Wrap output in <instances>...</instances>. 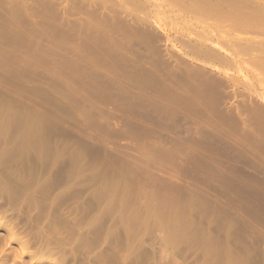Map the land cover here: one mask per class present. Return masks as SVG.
Returning <instances> with one entry per match:
<instances>
[{
    "label": "rangeland",
    "instance_id": "374dc122",
    "mask_svg": "<svg viewBox=\"0 0 264 264\" xmlns=\"http://www.w3.org/2000/svg\"><path fill=\"white\" fill-rule=\"evenodd\" d=\"M65 1L0 0V107L5 105L9 110L40 121H36V124L41 129L50 155L43 161L39 154H36L39 155L37 157L35 154L31 156H35L37 161L30 159V155L18 156V153L14 154L22 161L14 154L9 156L10 159H5L9 160L7 163L1 159L0 264H264V34L257 29L244 31L240 26L229 24H222V27L210 10L190 11L177 0L169 3L166 2L169 0H154L160 6L158 15L145 24L138 21L145 18V13L137 12L134 6L123 4L122 0H113V3L111 0L63 3ZM232 1L240 3L238 0ZM255 1L249 2L253 5ZM246 2L242 3L241 0L239 5H251ZM82 6L88 7L89 14L83 16L87 12H84L86 8L82 10ZM76 9L82 13L78 15ZM111 13L118 17L121 15L123 20L126 15L128 26V22L137 28L139 24V28L151 34L150 37L154 34L153 37L159 39H154V43L151 39V48L155 51L145 52L146 60L150 58L147 61L149 65L147 62L135 63L130 56L127 39L132 34L127 31L128 27L106 25ZM95 15L100 16L102 22L104 18L101 17H107L103 25H100L102 22L99 19V27L90 22ZM66 21L68 24H65ZM82 25H85L84 28ZM63 26H67V32ZM104 26L107 31V27L111 28L110 31L107 32ZM117 29L124 37L119 35ZM203 38L214 44L205 43ZM79 42L83 43L79 45ZM64 44L68 49L64 48ZM215 44L219 47H215ZM120 45L125 47L121 49ZM197 45L218 52L227 59L228 66L204 56L202 58V55L197 59ZM241 45L242 50L239 49ZM244 46L247 47L246 51ZM222 49L231 55L225 54ZM127 61L133 63V67L129 63L127 65ZM151 61L158 63L152 64ZM143 70H147L149 76ZM190 86L194 92L190 90L188 94ZM182 88L187 89L186 93ZM174 122L178 123L172 125ZM249 123L253 126H249ZM171 125L178 128L172 129ZM259 129L263 134L257 131ZM258 138L263 141L259 142ZM2 142L1 150L8 148L12 153L14 147L12 144L10 146L11 142L7 141L8 145ZM8 150L4 152L6 155L9 154ZM28 160L34 163L29 164ZM113 179L121 189L129 191L126 190V196L120 194L125 198L128 196L127 204L122 208L128 209L127 213L120 206L115 209L117 206L107 204V210L105 208L108 197L99 191ZM123 184L128 188L122 187ZM161 198L165 199L162 200L164 203L160 201ZM171 201L174 207L169 204L172 207L170 210L167 202ZM159 207L163 210L168 207L163 214L168 212L166 216L170 218H163L168 223L163 220L162 226V219L161 222L157 220L162 214ZM169 211L180 213L181 216H176L179 221L173 214L172 219ZM121 212L123 216L126 213L128 218L132 216L140 222L142 220L138 218H144L147 213V223H133L137 229L132 223L128 224L134 220L127 216L124 219ZM133 214H137L136 217ZM155 219L158 223L153 221ZM180 220L183 221L182 225ZM170 221L176 225L180 222L178 227L185 223L187 232L185 229H182L183 232L177 230V227L175 232L174 225L170 235ZM67 227L75 229L72 231L69 228L71 233L68 234ZM131 228L135 234L131 233ZM178 231L184 236L177 235ZM129 232L131 234L128 235ZM91 233L99 238L93 236L94 240ZM172 233L176 234L175 240ZM208 242L212 245L208 248L212 251L210 253ZM221 260L224 261L221 263Z\"/></svg>",
    "mask_w": 264,
    "mask_h": 264
},
{
    "label": "bare ground",
    "instance_id": "6f19581e",
    "mask_svg": "<svg viewBox=\"0 0 264 264\" xmlns=\"http://www.w3.org/2000/svg\"><path fill=\"white\" fill-rule=\"evenodd\" d=\"M61 2H62V0H60ZM74 2V0H66L65 2H63V3H66V2ZM83 1V0H82ZM82 1H80V2H82ZM103 1V0H102ZM113 0H111V2H112ZM141 1V0H140ZM139 0H122V2H123V4H125V3H127V4H130V6L132 5V6H134V8L136 9V11L137 12H144L145 14H144V17L145 18H143V19H140V20H138L139 21V23L141 22V24H143V22H144V24L147 22H149V21H152L153 20V18H154V16L156 15H158L157 14V11H158V9H159V5L157 4V3H155V1L154 0H145V2L142 0L141 2H140ZM171 0H169V1H166V2H170ZM175 0H173V2H174ZM240 3H241V0H238ZM245 0H242V3L244 2ZM249 1H252V0H247V2H249ZM255 1V0H254ZM86 2V1H85ZM84 2V3H85ZM97 2V1H96ZM110 2V1H109ZM114 2V1H113ZM112 2V3H113ZM143 2V3H142ZM172 2V1H171ZM176 2H178L180 5H182V6H186L185 8H187V9H189L190 11H193L194 10V12L195 11H200V12H206V11H208V10H210V12H211V15L214 17V18H216L220 23H221V26H222V24H229L230 26L232 25V26H235V27H238L239 28V26L244 30V31H250V30H252V29H257L259 32H261L262 34H264V0H257V1H255V3L252 5V2H249V5L250 6H241V5H239L240 3H236L235 1H232V0H177ZM246 2V3H247ZM100 3V2H99ZM104 3V2H103ZM107 3V2H106ZM246 3H245V5H246ZM44 4V3H43ZM89 4H93V3H89ZM94 4H95V2H94ZM98 4V3H97ZM97 4H95V5H97ZM108 4V3H107ZM167 4V3H166ZM248 4V3H247ZM46 5V4H45ZM45 5H43L44 7H45ZM67 5H69L68 3H67ZM66 5V6H67ZM83 5V4H82ZM101 5V4H100ZM114 5V4H113ZM112 5V6H113ZM168 5H170V4H168ZM42 6V8H44ZM70 6V5H69ZM73 6V5H72ZM81 6V5H80ZM79 6V7H80ZM85 6V5H84ZM88 6V5H87ZM93 6V5H92ZM115 6V5H114ZM129 6V5H128ZM47 7V6H46ZM68 7V6H67ZM78 7V6H77ZM76 7V8H77ZM83 7V6H82ZM82 7H81V9H82ZM101 7H102V5H101ZM107 7V6H106ZM109 7V6H108ZM118 7V6H117ZM71 8H74V7H71ZM70 8V9H71ZM84 8H86L85 9V11L84 12H87V8L88 7H83V9L82 10H84ZM94 8V7H93ZM96 8V7H95ZM99 8V7H98ZM97 8V9H98ZM103 8V7H102ZM101 8V9H102ZM132 8V7H131ZM177 8V7H176ZM183 8V7H182ZM46 9V8H45ZM45 9H43V10H45ZM69 9V8H68ZM68 9H67V11H68ZM69 9V10H70ZM90 9V8H89ZM88 9V10H89ZM100 9V8H99ZM100 9V10H101ZM107 9V8H106ZM108 9H110V8H108ZM112 9V8H111ZM115 9V8H114ZM124 9V8H123ZM134 9V10H135ZM186 9V10H187ZM77 10V9H76ZM82 10H80L79 9V11H82ZM118 10H120V9H118ZM125 10V9H124ZM160 10H161V8H160ZM163 10V9H162ZM161 10V11H162ZM107 11V10H106ZM127 11V10H126ZM97 12H100L99 10L97 11ZM112 12V11H111ZM114 12H116L117 13V11L115 10ZM113 12V13H114ZM142 12V13H143ZM163 12H164V10H163ZM170 12V11H169ZM69 13H70V11H69ZM82 12H78V10H77V14L79 15V14H81ZM166 13H168V12H166ZM165 13V14H166ZM187 13H189L188 11H187ZM86 14H89L88 12L87 13H85L83 16H85ZM112 14V13H111ZM118 14V13H117ZM120 14H122V13H120ZM119 14V15H120ZM130 14V13H129ZM191 14V13H190ZM205 15H207L206 13H205ZM82 16V15H81ZM96 16V15H95ZM95 16H93V17H95ZM123 16V15H122ZM126 16V15H125ZM125 16H123L124 17V20L123 19H121L120 17H121V15H120V17H118V16H116V14H112V16L110 17V19H109V17L107 18L108 20H106V22H105V17H101L102 19L104 18V22L106 23V25L108 26L109 25V23L111 24V27H112V25L114 26V28L116 27V28H118L117 26H119L120 25V27H122V26H125L126 28H127V31H131L130 33L133 35H131V36H129L128 37V35H127V37H128V39L127 40H129L128 41V48L127 49H129V51L131 52V54H130V56H132L133 57V59H134V62L135 63H142V64H145L144 62H147L148 60H150V58L148 59V60H146L147 58H146V55H145V52H148V51H150V50H152V52H153V48H151V39L153 40V43H154V39H158V38H154L153 36H154V34L150 37V35H149V33L144 29H142V25H140V27L141 28H139V24H138V28L137 27H134V26H132V25H130L131 23L130 22H128V24H129V26L127 25V19H126V17ZM202 16V15H201ZM89 17H90V15H89ZM97 17V16H96ZM95 17V19H91L90 18V20H92V21H90V22H94L95 23V25L97 26V27H99V24H97L98 23V21L100 20V16H99V18L97 17L96 18ZM134 17V16H133ZM136 17V16H135ZM169 17V16H168ZM184 17V16H183ZM204 17V16H203ZM212 17V18H213ZM89 19V18H88ZM97 19H99V20H97ZM126 19V20H125ZM133 18H131V20H132ZM97 20V21H96ZM134 20V19H133ZM190 20V19H189ZM79 21H81V20H79ZM125 21V22H124ZM197 21V20H196ZM195 21V22H196ZM65 22V21H64ZM74 22V21H73ZM73 22H71V24L73 23ZM82 22V21H81ZM100 22H102L101 20H100ZM99 22V23H100ZM104 22H102V23H100V25L102 24H104ZM136 22H137V20H136ZM47 23V22H46ZM49 23V22H48ZM75 23V22H74ZM93 23V24H94ZM132 23H135L134 21H132ZM203 23V22H202ZM45 24V23H44ZM65 24H68V22L66 21V23ZM64 24V25H65ZM70 24V23H69ZM199 24V23H198ZM206 24V23H205ZM204 24V25H205ZM47 25V24H46ZM73 25V24H72ZM74 25H76V27L78 26V24L77 23H75ZM81 25V24H80ZM87 25V24H86ZM95 25H93V26H95ZM134 25V24H133ZM135 25H137L136 23H135ZM149 25V24H148ZM203 25V26H204ZM48 27L49 26H51V25H47ZM59 27H61L60 25H58ZM84 26L85 25H82L81 27H83L84 28ZM92 26V27H93ZM106 26V27H107ZM132 26V27H131ZM201 26V25H200ZM59 27H58V29H59ZM87 27V26H86ZM89 27V26H88ZM143 27H145V26H143ZM149 27V26H148ZM188 27V26H187ZM210 27V26H209ZM223 27V26H222ZM226 27V26H225ZM55 28V27H54ZM57 28V27H56ZM62 28V27H61ZM63 28L65 29V28H67V26H63ZM68 28H70V29H73L72 27H68ZM78 28V27H77ZM108 28V31H110L109 29H111V28H109V27H107ZM146 28V27H145ZM206 28V27H205ZM57 29V30H58ZM75 29V28H74ZM88 29V28H87ZM92 29V28H91ZM94 29H96L95 27H94ZM101 29V28H100ZM104 29H106L105 28V26H104ZM104 29L102 30V31H104ZM125 29V28H124ZM123 29V30H124ZM152 29H153V27H152ZM183 29V28H182ZM207 29V28H206ZM62 30V29H61ZM66 30V29H65ZM79 30V29H78ZM83 30V29H82ZM81 30V31H82ZM85 30V29H84ZM121 30V29H120ZM155 30V29H154ZM208 30V29H207ZM229 30V29H228ZM54 31V30H53ZM75 31V30H74ZM80 31V32H81ZM89 31V30H88ZM87 31V32H88ZM92 31V30H91ZM106 31H107V29H106ZM105 31V32H106ZM107 31V32H108ZM113 31V30H112ZM117 31L119 32V29H117ZM150 31V30H149ZM231 31V30H230ZM66 32H67V30H66ZM116 32V31H115ZM114 32V33H115ZM126 32V31H125ZM152 32V31H151ZM155 32V31H154ZM153 32V33H154ZM233 32V31H232ZM65 33V32H64ZM123 33V32H122ZM157 33V32H156ZM60 34V33H59ZM109 34V33H108ZM112 33H110V35H111ZM179 34V33H178ZM182 34V33H181ZM234 34H235V32H234ZM238 34V33H237ZM58 35V34H57ZM68 35V34H67ZM73 35V34H72ZM76 35V34H75ZM80 35V34H79ZM85 35L86 34H84L83 36L85 37ZM93 35V34H92ZM97 35V34H96ZM109 35V36H110ZM115 34H113V36H114ZM117 35V34H116ZM119 35H121L120 34V32H119ZM125 35V34H124ZM242 35V34H241ZM63 36V35H62ZM61 36V37H62ZM77 36V35H76ZM90 36V35H89ZM95 36V35H94ZM100 36V35H99ZM98 36V37H99ZM107 36V35H106ZM108 36V37H109ZM121 36H123V34L121 35ZM202 36V35H201ZM235 36V35H234ZM74 37V36H73ZM80 37H82V36H80ZM97 37V38H98ZM111 37H112V35H111ZM124 37V36H123ZM155 37H158V35L157 36H155ZM65 38V40H67V38H66V36L64 37ZM86 38H88L87 36H86ZM85 38V39H86ZM92 38V37H91ZM112 38H114V37H112ZM120 38V37H119ZM63 39V38H62ZM61 39V40H62ZM81 39V38H80ZM82 39H84L83 37H82ZM115 39V38H114ZM121 39V38H120ZM123 39V38H122ZM125 39V38H124ZM123 39V40H124ZM164 39V38H163ZM167 39V38H166ZM199 39V38H198ZM74 40V39H73ZM111 40H113V39H111ZM117 40V39H116ZM159 40V39H158ZM174 40V39H173ZM200 40V39H199ZM72 41V39L71 40H69V42H71ZM87 41H88V39H87ZM90 41V40H89ZM93 41H94V39H93ZM99 41V40H98ZM97 41V42H98ZM104 41V40H103ZM102 41V42H103ZM125 42H127L126 40H124ZM202 41H206V42H209V41H207V39L206 38H203V40ZM210 41H211V39H210ZM218 41V40H217ZM62 42H63V40H62ZM75 42V41H74ZM83 42H86L85 40H83ZM82 42V43H83ZM91 42V41H90ZM89 42V43H90ZM113 42V41H112ZM122 42V41H121ZM205 42V43H206ZM223 42V41H222ZM245 42V41H244ZM255 42V41H254ZM64 43V42H63ZM76 43V42H75ZM81 42H79V45H81L80 44ZM88 43V42H87ZM86 43V44H87ZM105 43V42H104ZM120 43V42H119ZM200 43V42H199ZM210 44H214L213 42H209ZM248 43V42H247ZM74 44V43H73ZM86 44H84V46H86ZM94 44H96V43H94ZM97 44H99V43H97ZM101 44V43H100ZM106 44V43H105ZM105 44H104V46H105ZM115 44V43H114ZM124 44V43H123ZM155 44H157V43H155ZM249 44V43H248ZM75 45V44H74ZM88 45V44H87ZM89 45H92V43H90ZM125 45V44H124ZM191 45H193V44H191ZM190 45V46H191ZM195 45H196V43H195ZM222 45V44H221ZM250 45H252V44H250ZM67 46V45H66ZM93 46V45H92ZM117 46V45H116ZM118 46H119V44H118ZM121 46V45H120ZM155 46V45H154ZM153 46V47H154ZM218 45H216L215 44V47H217ZM78 47V46H77ZM77 47H75V48H77ZM95 47V46H94ZM98 47V46H97ZM96 47V49H98ZM102 48V46H99V48ZM122 47H125V46H121V47H119V48H121L122 49ZM219 47V46H218ZM226 47V46H225ZM242 45H241V47L239 48V49H241L242 50ZM245 47V46H244ZM64 48H66V49H68L67 47H65V44H64ZM64 48H62V49H64ZM70 48V47H69ZM78 48H80V47H78ZM84 48H86V47H84ZM89 48V50H91L92 48H90V47H88ZM188 48H189V44H188ZM246 48L247 47H245V51H246ZM108 49V48H107ZM194 49V48H193ZM193 49L191 50L192 52H194L193 51ZM238 49V50H239ZM70 50H72L71 48H70ZM79 51H80V49H78ZM77 50V51H78ZM82 50V49H81ZM86 50H88L87 48H86ZM105 50V49H104ZM220 50V49H219ZM237 50V51H238ZM84 51H85V49H84ZM107 51H109V50H107ZM111 51V50H110ZM123 51V50H122ZM155 51V50H154ZM157 51V50H156ZM190 51V53H192ZM195 51L198 53L197 54V59H199L200 57H199V55H202V58H204V57H207V59L209 58V59H211V61H213V60H215V61H217V62H222V64L223 63H229V62H227V59H225L223 56H221V55H219L218 54V52H216V51H213V50H211L210 48H207V47H205L204 45H197V46H195ZM76 52V51H75ZM82 52H83V50H82ZM126 52H128V51H126ZM158 52V51H157ZM196 52L194 53V54H192V55H194L193 57H195V54H196ZM222 52H224L225 54H227V55H229L228 54V52H226L225 50H223L222 49ZM240 52V51H239ZM248 52V51H247ZM114 53H116V52H114ZM151 53V52H150ZM155 53V52H154ZM242 53V52H241ZM246 53V52H245ZM245 53H243V54H245ZM157 54V53H156ZM243 54H240V55H243ZM117 55V54H116ZM147 55H149V54H147ZM231 55V54H230ZM229 55V56H230ZM149 56H151V55H149ZM152 56H153V54H152ZM156 56V55H155ZM204 56V57H203ZM225 56V55H224ZM119 58H120V56H119ZM122 58V57H121ZM120 58V59H121ZM151 58H153V57H151ZM156 58V57H155ZM155 58H153V59H155ZM158 59H159V57H158ZM163 58H161V59H159V60H162ZM192 59V58H191ZM119 60V59H118ZM158 60V61H159ZM201 60V59H200ZM120 62H124V61H121V60H119ZM163 61V60H162ZM179 61V60H178ZM195 61V60H194ZM211 61H208V62H211ZM233 61V60H232ZM130 62V61H129ZM128 61L126 62L127 63V65H128V63H129ZM169 62V61H168ZM167 62V63H168ZM191 62H192V60H191ZM151 63H152V61H151ZM150 63V64H151ZM153 63H158L157 61L156 62H153ZM152 63V64H153ZM171 63V62H170ZM183 63H185V62H183ZM196 63V62H195ZM232 63H234V62H232ZM236 63V62H235ZM264 63V62H263ZM263 63L262 64H260V65H263ZM132 67H133V63L131 64V63H129ZM146 64H148V62L146 63ZM193 64V63H192ZM198 64V63H197ZM200 64V63H199ZM204 64V63H203ZM216 64V63H215ZM149 65V64H148ZM157 65V64H156ZM165 65V64H164ZM189 65V64H188ZM200 65H202V63L200 64ZM220 65H221V63H220ZM237 64H235V66H236ZM158 66H159V64H158ZM163 66V65H162ZM178 66V65H177ZM182 66H184V65H182ZM195 66V65H194ZM222 66V65H221ZM227 66H228V64H227ZM176 67V66H175ZM187 67V66H186ZM190 67H193V66H190ZM208 67V66H207ZM213 67V66H212ZM10 68V67H9ZM150 68H152V67H150ZM160 69H161V66L159 67ZM209 68V67H208ZM211 68V67H210ZM138 69V68H137ZM157 69V68H156ZM159 69V70H160ZM175 69V68H174ZM173 69V70H174ZM184 69H185V66H184ZM190 69V68H189ZM188 69V70H189ZM214 69H216V68H214ZM213 69V70H214ZM260 69V68H259ZM142 70V69H141ZM158 70V69H157ZM156 70V71H157ZM177 70H179L180 71V69L178 68ZM200 70H201V68H200ZM203 70V69H202ZM220 70V69H219ZM143 71H145V70H143ZM147 71V70H146ZM145 71V72H146ZM162 71H164L163 69H162ZM162 71H159V72H161L162 73ZM191 71V70H190ZM168 73H170V74H172L171 72H169V71H167ZM174 72H175V70H174ZM183 71L181 70V73H182ZM189 72V71H188ZM188 72H186V73H188ZM192 72H195V71H193L192 70ZM203 72H204V70H203ZM224 72H226V71H224ZM147 73V72H146ZM156 73H158V71L156 72ZM185 73V74H186ZM205 73V72H204ZM227 73V72H226ZM225 73V74H226ZM167 74V73H166ZM183 74H184V72H183ZM194 75H196L195 73H193ZM208 74V73H207ZM147 75H148V73H147ZM168 76H169V74H167ZM179 75H181L180 73H179ZM192 75V74H191ZM149 76V75H148ZM150 76H151V74H150ZM159 76V75H158ZM162 76H164V73H163V75ZM162 76H160V77H162ZM171 76V75H170ZM174 76V74L171 76V77H169V78H172ZM190 76V75H189ZM197 76H198V74H197ZM196 76V77H197ZM227 76H229V75H227ZM191 77V76H190ZM192 77H195V76H192ZM241 77H243V76H241ZM153 78V77H152ZM156 78V77H155ZM166 78V77H165ZM164 78V79H165ZM168 78V80L170 81V80H172V79H169ZM205 78V77H204ZM154 79V78H153ZM163 79V78H162ZM176 79H177V77H176ZM189 78H187V80H188ZM132 80V79H131ZM134 80H135V78H134ZM175 80V79H174ZM181 80H183V79H181ZM185 80V79H184ZM191 80V79H190ZM210 80V77H209V79H208V81ZM212 80V79H211ZM215 80V79H214ZM217 80H218V78H217ZM223 80V79H222ZM222 80H221V82H222ZM136 81V80H135ZM167 81V80H166ZM168 81V82H169ZM208 81H206V82H208ZM242 81L244 82V80L242 79ZM175 82V81H174ZM179 82H181V81H179ZM184 82V81H183ZM201 82V81H200ZM204 81H202L201 83H203ZM211 82L212 81H210V83H209V85L211 84ZM218 82V81H217ZM220 82V81H219ZM219 82H218V84H219ZM220 82V83H221ZM224 82V81H223ZM223 82H222V84H223ZM170 83V82H169ZM176 84H177V82H175ZM186 83V82H185ZM185 83H180V84H185ZM229 83V82H228ZM207 84V83H206ZM218 84H216V86L218 85ZM246 84V83H245ZM171 85V84H170ZM174 85V84H173ZM202 85V84H201ZM208 85V84H207ZM206 85V86H207ZM208 85V86H209ZM214 85V84H213ZM248 85V84H247ZM246 85V86H247ZM178 86V85H177ZM177 86H176V89H177ZM180 86V85H179ZM183 86V85H182ZM200 86V85H199ZM223 86V85H222ZM249 86V85H248ZM191 87V89H189V90H187V89H185V90H187L188 91V94H189V91L191 90L192 91V89H194L192 86H190ZM189 87V88H190ZM197 87V86H196ZM202 87V86H201ZM213 87V86H212ZM218 87V86H217ZM221 87V86H220ZM165 88V87H164ZM181 88V87H180ZM184 88V87H183ZM183 88H182V90H183ZM198 88V87H197ZM210 88V87H209ZM251 88V87H250ZM208 89V88H207ZM212 89V88H211ZM215 89V88H214ZM213 89V90H214ZM237 89V88H236ZM249 89V88H248ZM247 89V90H248ZM167 90V89H166ZM185 90H183L184 92H185ZM200 90V89H199ZM206 90V89H205ZM216 90V89H215ZM241 90V89H240ZM250 90V89H249ZM164 91H165V89H164ZM179 91H180V89H179ZM197 91V90H196ZM203 92H204V90H202ZM208 91V90H207ZM219 91V90H218ZM253 91V90H252ZM167 92V91H166ZM194 91H192V93H193ZM199 92V91H198ZM211 91L209 90V93H210ZM213 92V91H212ZM172 94V92H169V94ZM186 93V92H185ZM200 93V92H199ZM209 93H207V94H209ZM215 93V92H214ZM239 93V92H238ZM153 94H155V93H153ZM152 94V95H153ZM198 94V93H197ZM205 94V93H204ZM206 94V95H207ZM156 95V94H155ZM192 95V94H191ZM201 95H202V93H201ZM233 95V94H232ZM245 95V94H244ZM175 96H176V93H175ZM178 96H180V95H178ZM186 96H188L189 98H190V96L189 95H186ZM194 96V95H193ZM202 96H205V95H202ZM195 97H197V96H195ZM246 96H243V98H245ZM152 98V97H151ZM154 98V97H153ZM175 98H177V97H175ZM200 98V97H199ZM206 98V97H205ZM205 98H204V100H205ZM238 98H239V94H238ZM247 98V97H246ZM181 99H183V98H181ZM196 99V98H195ZM230 99H231V97H230ZM140 100V99H139ZM147 100V99H146ZM153 100V99H152ZM157 100V99H156ZM232 100V99H231ZM237 100V99H236ZM239 100V99H238ZM69 101V100H68ZM143 101V100H142ZM173 101V100H172ZM176 101V100H175ZM178 101V100H177ZM201 101V100H200ZM146 102V101H145ZM240 102H242V100L240 101ZM239 102V103H240ZM158 103V102H157ZM173 103V102H172ZM202 103V102H201ZM200 103V104H201ZM243 103V102H242ZM4 104H6V103H4ZM10 104V103H9ZM168 104H170V103H168ZM236 104V103H235ZM159 105V104H158ZM243 105H244V103H243ZM246 105V108H247V104H245ZM252 105V104H251ZM4 107H5V105H4ZM3 107V105L0 107V143H3L2 141H4V143L5 144H7L6 142L8 141V143H10V146H11V144H12V146L14 147V150H13V152L12 153H10V151L8 150V148H6L7 150H8V153L9 154H7L6 155V153H4L5 151L7 152V150H5V151H3V149L1 150V148H0V163H1V161H3V160H1V159H8L9 158V156H11V155H13L14 153H18L17 155L18 156H20V155H30L29 157H30V159H32L33 158V160L35 161H37L38 159H36V157L37 156H39L40 155V160H45V159H47V157H49L50 155H49V150H48V148H47V145H46V141H44L45 139L44 138H42V133L40 132V128H39V126H37V124H36V121H38L37 119L36 120H34V119H32V117H30V118H28V117H26L25 115H20V114H22V113H16V112H14V111H12V110H9V109H7L6 107L4 108ZM233 107V106H232ZM232 107H231V110H233L232 109ZM255 107V106H254ZM254 107H253V111H254ZM244 108H245V106H244ZM250 108V107H249ZM262 108V107H261ZM175 109V108H174ZM179 109V108H178ZM259 108H257V110H258ZM230 110V111H231ZM243 110V109H242ZM245 110V109H244ZM184 111V110H183ZM234 111V110H233ZM232 111V112H233ZM241 111V110H240ZM180 112V111H179ZM239 112V111H238ZM242 112V111H241ZM240 112V113H241ZM248 112V111H247ZM257 112V111H256ZM259 112V111H258ZM27 113H29V112H27ZM26 113V114H27ZM169 113V112H168ZM228 113V112H227ZM231 113V112H230ZM235 113V112H234ZM262 113H264L263 111H262ZM180 114V113H179ZM183 114V113H182ZM185 114V113H184ZM245 114H246V111H245ZM249 114V113H248ZM46 115V114H45ZM236 115V114H235ZM243 115V114H242ZM23 116H25V117H23ZM29 116V115H28ZM31 116V115H30ZM33 116V115H32ZM38 116V115H37ZM222 116V115H221ZM42 117V116H41ZM242 117H244V116H242ZM53 118V117H52ZM185 118H186V116H185ZM235 118V116L233 117V119ZM245 118V117H244ZM262 118H264V117H262ZM42 119V118H41ZM40 119V120H41ZM147 119V118H146ZM237 119V118H236ZM259 119H261V118H259ZM43 120V119H42ZM41 120V121H42ZM244 120V119H243ZM258 120V119H257ZM256 120V121H257ZM255 121V120H254ZM38 122H40V121H38ZM48 122V121H47ZM182 122V121H181ZM240 122V121H239ZM157 123V122H156ZM176 123H178V122H176ZM176 123L174 122V124H172V125H176ZM184 123V122H183ZM188 123V122H187ZM244 123V122H243ZM247 122H245V124H246ZM255 123V122H254ZM258 123V122H257ZM159 124V123H158ZM200 124V123H199ZM248 124V123H247ZM250 124V123H249ZM40 125V124H39ZM172 125H171V127H172ZM179 125V124H178ZM54 126V125H53ZM149 126V125H148ZM187 126V125H186ZM249 126H253V125H249ZM52 127V126H51ZM174 127H176V128H178V126H173L172 127V129H174ZM181 127H182V125H181ZM208 127V126H207ZM260 127V126H259ZM264 127V126H263ZM262 127V128H263ZM20 128V129H19ZM201 128V127H200ZM256 128H258V126L256 125ZM18 129H19V132L17 133V131H18ZM50 129V128H49ZM208 129V128H207ZM244 129H246V128H244ZM253 129V128H252ZM177 130V129H176ZM179 130V129H178ZM189 130H191L190 128H189ZM202 130V129H201ZM260 130H262V129H259V130H257V131H260ZM51 131V130H50ZM167 131H169V130H167ZM181 131V130H180ZM204 131V130H203ZM244 131H246V130H244ZM243 131V132H244ZM247 132H249V131H247ZM254 132V131H253ZM252 132V134H254ZM263 132V131H262ZM261 131H260V133H262ZM246 132H244V134H245ZM258 133V132H257ZM264 133V132H263ZM262 133V134H263ZM261 134V135H262ZM247 135V134H246ZM251 135V134H250ZM257 135V134H256ZM255 135V136H256ZM264 135V134H263ZM180 136H181V134H180ZM207 136V135H206ZM175 137V136H174ZM185 137V136H184ZM252 137V136H251ZM261 137V136H260ZM263 137V136H262ZM44 139V140H43ZM238 139V138H237ZM176 140V139H175ZM180 140V139H179ZM240 140H242V139H240ZM258 140H259V138H258ZM214 141V140H213ZM212 141V142H213ZM260 141H263L262 140V138H261V140H259V142ZM177 142V141H176ZM243 142H245V141H242V143ZM237 143H238V141H237ZM241 143V144H242ZM53 144V143H52ZM52 144H50V146L52 145ZM239 144V143H238ZM264 143H262V145H263ZM8 145V144H7ZM49 145V144H48ZM257 145H258V143H257ZM236 146V145H235ZM260 146V145H259ZM264 146V145H263ZM54 147V146H53ZM10 148V147H9ZM5 149V148H4ZM10 149H12V148H10ZM58 151V150H57ZM61 151V150H60ZM56 152V151H55ZM58 153V152H57ZM62 153V152H61ZM36 155V154H39V155H36V157L34 158V157H31V156H33V155ZM70 154H72V153H70ZM15 155V154H14ZM17 155H15L14 157H17ZM56 155V154H55ZM75 156H76V154H74ZM52 156V155H51ZM258 156V155H257ZM29 157H27V158H29ZM56 157V156H55ZM18 158V157H17ZM21 158V157H20ZM20 158H18V159H20ZM25 158V157H24ZM23 158V159H24ZM59 158H61V157H59ZM72 158V157H71ZM70 158V159H71ZM261 158H262V156H261ZM10 159V158H9ZM13 159V158H12ZM26 159V158H25ZM24 159V160H25ZM48 159H50V158H48ZM52 159V158H51ZM260 159V158H259ZM264 159V158H263ZM23 160V161H24ZM53 160V159H52ZM58 160V159H57ZM256 160V159H255ZM9 161V160H8ZM8 161H4L5 163H7ZM21 161H22V158H21ZM26 161V160H25ZM51 161V160H50ZM61 161V160H60ZM78 161V160H77ZM15 162V161H14ZM52 162V161H51ZM50 162V163H51ZM54 162H55V160H54ZM71 162V161H70ZM73 162V161H72ZM12 163V162H11ZM27 163V162H26ZM28 163H29V160H28ZM30 163H34V162H32V160H31V162ZM29 163V164H30ZM46 163V162H45ZM19 164V163H18ZM18 164H17V166H18ZM28 164V165H29ZM36 164V163H35ZM44 164V163H43ZM80 164V163H79ZM40 165V164H39ZM46 165V164H45ZM248 165V164H247ZM7 166H9V165H7ZM47 166H49V165H47ZM10 167V166H9ZM24 167V166H23ZM33 167V166H32ZM32 167H31V169H30V171L32 170ZM55 167V166H54ZM251 167V166H250ZM30 168V167H29ZM28 168V169H29ZM37 168H38V166H37ZM42 168V167H41ZM9 169V168H8ZM12 169V168H11ZM13 169H15V166H14V168ZM12 169V170H13ZM28 169H26V170H28ZM247 169V168H246ZM5 170V169H4ZM17 170V169H16ZM76 170H78V169H76ZM10 171V170H9ZM30 171H28L29 172V175L31 174L30 173ZM42 171V170H41ZM60 171V170H59ZM62 171V170H61ZM12 172V171H11ZM19 172V171H18ZM44 172V171H43ZM26 173V172H25ZM7 174H9V173H7ZM6 174V175H7ZM12 174V173H11ZM10 175V174H9ZM13 175H15V174H13ZM13 175H12V177H13ZM44 175V174H43ZM46 175V174H45ZM120 176V175H119ZM124 176V175H123ZM3 177V176H2ZM14 177H16V175L14 176ZM80 177V176H79ZM53 178V177H52ZM126 178V177H125ZM8 179V178H7ZM14 179V181L16 180V178H13ZM12 179V180H13ZM117 179H119V178H117ZM18 180V179H17ZM35 180V179H34ZM53 180V179H52ZM125 180V179H124ZM24 181V180H23ZM26 181V180H25ZM108 181V180H107ZM113 181H114V179H113ZM113 181L111 182V183H109L108 182V184H107V182H106V184H105V186L102 188V190H100L99 192H101L103 195H105L106 197H108L106 200L108 201H106L107 203H106V205L107 204H109V205H111V206H114V207H116L115 209H117L119 206H120V208L122 209L123 208V206L125 205V204H127L126 202L128 201L127 200V198H128V196L125 198V197H122V195L120 196V194L121 193H124V195L126 196V195H128V194H126L127 192H126V190L128 191V189H124V188H122L121 189V187L118 185V184H116V181H114V183H113ZM118 181H120V179L118 180ZM121 181H123V179L121 180ZM120 181V182H121ZM17 182H19V181H17ZM124 182H126V181H124ZM105 183V182H104ZM123 183V182H122ZM127 183V182H126ZM125 183V184H126ZM4 184V183H3ZM23 184V183H22ZM28 183H27V181H26V184H25V187H27L26 185H27ZM120 184V183H119ZM125 184H123L122 185V187H126V186H124ZM18 185H20L19 183H18ZM30 185V184H29ZM101 185V184H100ZM121 185V184H120ZM127 185V184H126ZM4 186V185H3ZM12 186V185H11ZM22 186H24V185H22ZM22 186H19L20 188H22ZM98 186V185H97ZM103 186V185H102ZM10 187V186H9ZM48 187V186H47ZM6 188V187H5ZM20 188H19V190H20ZM45 188V187H44ZM126 188H128V187H126ZM6 190V189H5ZM5 190H3V191H5ZM13 190V189H12ZM24 190V189H23ZM46 190H47V188H46ZM124 190H125V192H124ZM7 191H8V189H7ZM18 191V190H17ZM19 192V191H18ZM17 192V193H18ZM97 192H98V190H97ZM129 192V191H128ZM66 193V192H65ZM8 194H10V193H8ZM20 194V193H19ZM42 194H44V193H42ZM93 194V193H92ZM134 194V193H133ZM132 194V195H133ZM136 194V193H135ZM61 196H62V194H61ZM97 196H98V193H97ZM122 197V198H121ZM130 197V196H129ZM60 198V197H59ZM58 198V199H59ZM32 199V198H31ZM35 199V198H34ZM49 199V198H48ZM124 199H126V201L124 200ZM132 199V198H131ZM153 199V198H152ZM154 199H155V197H154ZM153 199V200H154ZM164 199V198H163ZM162 198H161V202H163L162 200H163ZM36 200V199H35ZM130 200V199H129ZM171 200V199H170ZM58 201V200H57ZM150 201V200H149ZM158 202L157 204H159V203H161V202ZM164 201H165V199H164ZM169 201V200H168ZM174 201V200H173ZM131 201H129V203H130ZM147 202V201H146ZM156 202V201H155ZM56 203V202H55ZM132 203V202H131ZM148 203V202H147ZM152 203V202H151ZM164 203V202H163ZM172 201L170 202V203H168L167 202V204H168V207H170L169 209L171 210V208L172 207H174V206H172ZM179 203H181V202H179ZM134 204V203H133ZM156 204V203H155ZM162 204V203H161ZM166 203H165V205H167ZM169 204H171V206H169ZM61 205V204H60ZM163 205V204H162ZM174 205V204H173ZM181 205V204H180ZM186 205V204H185ZM195 205V204H194ZM55 206H56V204H55ZM103 206V205H102ZM126 206V205H125ZM131 206V205H130ZM135 206V205H134ZM176 206V205H175ZM105 207V206H104ZM107 207H108V205L105 207L106 208V210H107ZM128 207H129V205H128ZM128 207H126V208H128ZM150 207V206H149ZM158 207V206H157ZM162 207H164V205L162 206ZM162 207H159V209L161 208L162 209ZM168 207H166V208H168ZM180 207V206H179ZM184 207V206H183ZM190 207V206H189ZM119 208V209H120ZM145 208V207H144ZM151 208V207H150ZM149 208V209H150ZM166 208H164V210L166 209ZM108 209H110V208H108ZM112 209V208H111ZM133 209V208H132ZM132 209L130 210V211H132ZM122 210H125V209H122ZM126 210H128V209H126ZM125 210V211H126ZM137 210V209H136ZM151 210V209H150ZM163 209H162V211L161 210H159V213H160V211L162 212V214L165 212ZM167 210V209H166ZM176 210V209H175ZM180 210V209H179ZM178 210V211H179ZM198 210H200L199 208H198ZM110 211V210H109ZM129 211V212H130ZM144 211V210H143ZM148 211V210H147ZM147 211H145V212H147ZM152 211V210H151ZM154 211V210H153ZM164 211V212H163ZM173 211V210H172ZM192 211V210H191ZM205 211V210H204ZM107 212V211H106ZM124 212V211H123ZM144 212V213H145ZM169 212H171V211H169ZM177 212V211H176ZM175 212V213H176ZM126 213H127V211H126ZM126 213H125V216H123L124 214L121 212V215L123 216V218L124 217H126L127 215H126ZM154 213V212H153ZM156 213V212H155ZM167 214H168V212H166ZM174 212L172 213L171 212V214L169 215V216H172V214H173V216L175 217V219H177L178 221H179V219H178V217H176L177 215H180L181 216V210H180V213H178V214H176V215H174L175 214ZM109 215H110V213H108ZM129 214V213H128ZM143 214V213H142ZM149 214V213H148ZM161 214V213H160ZM159 215L160 217H159V219H157V220H161L162 221V224H160L161 226L162 225H164V223H163V220L164 221H167V223H168V220H166V219H163V218H167V214H163L164 215V217H163V215ZM200 214V213H199ZM112 215H114V214H112ZM130 215H131V213H130ZM134 215V214H133ZM137 215V214H136ZM136 215H134L135 217H136ZM154 215V214H153ZM122 216L120 217V218H122ZM146 216H147V213H146ZM146 216H144V218H145V220H143L144 218H138L139 220L141 219L142 221H145V223H147L146 222ZM166 216V217H165ZM171 217L172 219H174V217ZM112 217V216H111ZM140 217V216H139ZM143 217V216H142ZM184 217H185V215H184ZM122 218V219H123ZM127 218H128V216H127ZM131 218V220L133 221L134 220V222H129L128 224L130 225V223H140L139 225H141V224H143V223H141L140 221H137V220H135V219H133V217L131 216L130 217ZM130 218H128V219H130ZM96 219V218H95ZM116 219V218H115ZM125 219V218H124ZM137 219V218H136ZM149 219V218H148ZM154 219V218H153ZM167 219H170L169 217L167 218ZM171 219V220H172ZM182 219V218H181ZM127 220V219H126ZM125 220V221H126ZM186 220V219H185ZM54 221V220H53ZM52 221V222H53ZM122 221V220H121ZM148 221V220H147ZM150 221V220H149ZM153 221H156V219L155 220H153ZM160 221V222H161ZM175 221V220H174ZM173 221V222H174ZM189 221V220H188ZM55 222V221H54ZM53 222V223H54ZM57 222L58 221H56V224H57ZM60 223H61V220L59 221ZM157 223H158V221H156ZM171 222V226L169 225V224H166L169 228H171L172 226H174V225H176V224H174L172 221H170ZM180 222H181V220H180ZM180 222H177V225L176 226H174L173 227V229H175L174 231L176 232L177 230H179V229H181L180 231H182V229H185L186 227H184L186 224L184 223V226H180V227H178L179 226V224H180ZM185 222V221H184ZM63 223V222H62ZM122 223V222H121ZM144 223V224H145ZM166 223V222H165ZM179 223V224H178ZM186 223H187V221H186ZM189 223H191V222H189ZM56 224H54V225H56ZM143 224V225H144ZM183 224V221L181 222V225ZM58 225H60L59 223H58ZM58 225H57V227H58ZM63 225H65V223H63ZM67 225V224H66ZM72 225V224H71ZM133 225H135V227H136V224H133ZM142 225V226H143ZM74 226V225H73ZM124 226H125V224H124ZM132 226V225H131ZM131 226H129V228L131 227ZM160 226V227H161ZM166 226V227H167ZM60 227V226H59ZM76 227V226H75ZM97 227V226H96ZM135 227H133V229L135 228ZM164 227V226H163ZM175 227H177V230H176V228ZM189 227V226H188ZM65 228V227H64ZM70 227H67V230L69 229ZM72 228V227H71ZM70 228V229H71ZM74 228V227H73ZM121 228V227H120ZM120 228H118V229H120ZM137 228V227H136ZM135 228V229H136ZM159 228V227H158ZM168 228V229H169ZM61 229H63V228H61ZM60 229V230H61ZM66 229V228H65ZM63 230V231H65V232H67L66 230ZM75 229V228H74ZM73 229V230H74ZM95 229H97V228H95ZM109 229V228H108ZM123 229V228H122ZM121 229V230H122ZM132 228H131V233L132 232H135L134 230H133ZM137 229H139V228H137ZM172 228L171 229H169L168 230V232H169V234H170V232H173V231H171V230H173ZM72 230V229H71ZM72 230V231H73ZM98 230H100V229H98ZM186 230V229H185ZM184 230V231H185ZM192 230V229H191ZM164 231H165V229H164ZM180 231H178V232H180ZM196 231V230H195ZM68 232H69V230H68ZM112 232V231H111ZM122 232V231H121ZM127 232V231H126ZM138 232H139V230H138ZM168 232H165V233H168ZM177 232V235H179L180 234V236L183 234L182 232H180V233H178ZM186 232H187V230H186ZM192 232V231H191ZM198 232V231H197ZM71 233V231L68 233V234H70ZM106 233V232H105ZM130 232L128 233V235L129 234H131ZM146 233H148V232H146ZM182 233V234H181ZM88 234H90V233H88ZM132 234H135V233H132ZM173 235H172V237H174L173 239L175 240L176 238V234L175 233H172ZM174 234H175V236H174ZM184 234H185V232H184ZM191 234H193V233H191ZM195 234V233H194ZM65 235H66V233H65ZM73 235V234H72ZM91 235H92V233H91ZM119 235V234H118ZM171 235V234H170ZM186 235V234H185ZM189 235V234H188ZM206 235V234H205ZM93 236L94 237H97L98 235H95V234H93L92 235V238H93ZM105 236V235H104ZM120 236V235H119ZM179 236V237H180ZM182 236H184V235H182ZM196 236V235H195ZM198 236V235H197ZM196 236V237H197ZM100 237H102V236H100ZM110 237V236H109ZM131 237V236H130ZM190 237V236H189ZM195 237V238H196ZM98 238H99V236H98ZM134 238H135V236H134ZM177 238H178V236H177ZM185 238V237H184ZM192 238H193V236H192ZM94 239V238H93ZM113 239V238H112ZM131 239V238H130ZM169 239H170V237H169ZM169 239H167V240H169ZM180 239V238H179ZM178 239V240H179ZM191 239V238H190ZM197 239V238H196ZM204 239H205V236H204ZM95 240V239H94ZM166 240V241H167ZM171 240V239H170ZM181 240H183L182 238H181ZM180 240V241H181ZM109 241L110 240H108V243H109ZM118 241V240H117ZM136 241V240H135ZM177 241V240H176ZM192 241V240H191ZM194 241V240H193ZM204 241H206V240H204ZM112 242V241H111ZM130 242H131V240H130ZM132 242H134V241H132ZM169 242V241H168ZM171 242V241H170ZM179 242V241H178ZM211 242V241H210ZM213 242V241H212ZM174 242H172L171 244H173ZM189 243V242H188ZM199 243V242H198ZM122 244V243H121ZM136 244V243H135ZM177 244V243H176ZM207 244V243H206ZM205 244V245H206ZM88 245V244H87ZM112 245V244H111ZM129 245V244H128ZM133 245V244H132ZM191 245V244H190ZM208 247L207 246H205V247H207V249L210 247V243L208 242ZM215 245V244H214ZM126 246H127V244H126ZM171 246H173V245H171ZM212 246V245H211ZM130 247V246H129ZM131 247H133V246H131ZM199 247V246H198ZM202 248H203V246H202ZM214 248V247H213ZM213 248H211V250H213ZM215 248H216V246H215ZM214 248V249H215ZM219 248V247H218ZM125 249V248H124ZM204 249H206V248H204ZM207 249H206V251H207ZM217 249V248H216ZM118 250V249H117ZM112 251V250H111ZM118 252V251H117ZM204 252V251H203ZM208 252L210 253V252H212V251H210L209 249H208ZM214 252V251H213ZM111 253V252H110ZM113 253V252H112ZM130 253V252H129ZM128 253V254H129ZM142 253V252H141ZM208 253V255H210ZM220 253V252H219ZM222 253V252H221ZM117 254V253H116ZM123 254V253H122ZM201 254H203V253H201ZM224 254V253H223ZM138 255V254H137ZM211 255H213L212 253H211ZM104 256V255H103ZM216 256V255H215ZM108 257H110V258H112L113 259V257H111V256H108ZM141 257V256H140ZM208 257V256H207ZM219 257V256H218ZM225 257V256H224ZM215 259H218V258H215ZM221 259H223L222 257H221ZM225 259V258H224ZM208 260V259H207ZM206 260V261H207ZM210 260V259H209ZM219 260V259H218ZM108 261V260H107ZM112 261V260H111ZM214 261H217V260H214ZM224 260H221V263L223 262ZM226 261H227V258H226ZM209 262V261H208ZM228 262V261H227ZM229 263V262H228ZM165 264V263H164ZM202 264V263H201ZM207 264V263H206ZM209 264V263H208ZM217 264V263H216ZM226 264V263H225ZM230 264V263H229Z\"/></svg>",
    "mask_w": 264,
    "mask_h": 264
}]
</instances>
